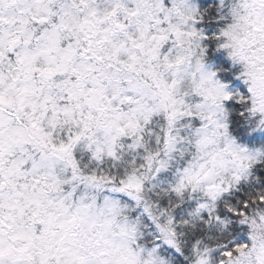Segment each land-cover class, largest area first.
<instances>
[{"label":"snow or ice","instance_id":"snow-or-ice-1","mask_svg":"<svg viewBox=\"0 0 264 264\" xmlns=\"http://www.w3.org/2000/svg\"><path fill=\"white\" fill-rule=\"evenodd\" d=\"M0 264H264V0H0Z\"/></svg>","mask_w":264,"mask_h":264}]
</instances>
